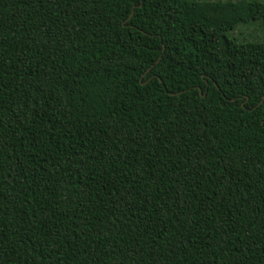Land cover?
I'll return each instance as SVG.
<instances>
[{
	"label": "trees",
	"instance_id": "obj_1",
	"mask_svg": "<svg viewBox=\"0 0 264 264\" xmlns=\"http://www.w3.org/2000/svg\"><path fill=\"white\" fill-rule=\"evenodd\" d=\"M0 264H264V0H0Z\"/></svg>",
	"mask_w": 264,
	"mask_h": 264
},
{
	"label": "rangeland",
	"instance_id": "obj_2",
	"mask_svg": "<svg viewBox=\"0 0 264 264\" xmlns=\"http://www.w3.org/2000/svg\"><path fill=\"white\" fill-rule=\"evenodd\" d=\"M241 31L245 34V33H249L250 31L257 36H260L261 32H259L258 30H256L255 28H251L250 30H246L244 28L241 29Z\"/></svg>",
	"mask_w": 264,
	"mask_h": 264
}]
</instances>
